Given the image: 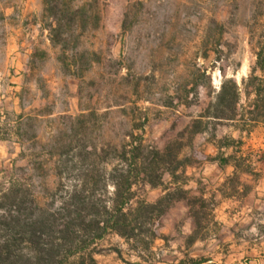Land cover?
I'll return each instance as SVG.
<instances>
[{
    "label": "rangeland",
    "instance_id": "rangeland-1",
    "mask_svg": "<svg viewBox=\"0 0 264 264\" xmlns=\"http://www.w3.org/2000/svg\"><path fill=\"white\" fill-rule=\"evenodd\" d=\"M98 8L99 25L78 47L94 51L98 61L79 62L73 68L82 72L73 75L49 40L43 0H0V180L13 164L32 168L21 152H34L42 164L30 171L45 174L33 179L41 195L55 186L47 158L58 137L71 138L73 146L120 144L143 116L138 132L163 149L204 113L224 74L240 86L239 110L251 100L244 80L264 42V0H98ZM213 21L222 23L220 35ZM19 115L32 116L21 128L24 137L16 133ZM201 119V131L181 137L189 163L178 183L165 173L163 185H134L137 198L148 202L177 186L189 199L166 209L150 251L138 255L115 233L98 240L99 264H177L188 257L199 264H264V123L247 134L235 122ZM231 137L242 144L218 151V141ZM31 141L35 148L28 150ZM220 154L241 156L255 173L233 175L232 163L212 159Z\"/></svg>",
    "mask_w": 264,
    "mask_h": 264
},
{
    "label": "trees",
    "instance_id": "trees-1",
    "mask_svg": "<svg viewBox=\"0 0 264 264\" xmlns=\"http://www.w3.org/2000/svg\"><path fill=\"white\" fill-rule=\"evenodd\" d=\"M128 11L129 7L125 18ZM43 12L49 40L61 48V62L66 70L77 75L82 69L73 67L79 62L80 66L84 62L90 66L98 61L94 51L78 48L81 37L99 25L98 0H43ZM213 23L220 35L222 23ZM214 49L219 50L218 46ZM255 57V65L244 80V92L253 95L246 107L239 110L240 86L233 77L224 74L218 88L212 91L213 99L204 113L193 119L178 138L169 141L163 149L148 143L143 132H138L143 131L145 116L140 117L142 122L133 124L120 144L96 146L82 141L79 146H73L71 138L60 136L51 144L47 158L55 165V186L41 195L33 179L45 174L30 170L40 166L42 161L34 152L28 155L21 152L32 168L13 164L0 180V264H99L94 257V245L109 233L123 238L138 255L150 251L159 236L160 220L166 209L176 199L189 198L187 190L181 186L172 191L166 187L164 194L148 202L137 198L134 185L140 180L153 187L163 185L165 173L172 178L170 184L178 183V172L189 163L181 156L184 146L181 137L201 131V118H210V123L214 124L235 122L236 129L247 134L256 124L264 123V42L257 47ZM257 70L262 76L256 74ZM203 73L207 75L206 70ZM197 88L193 83L194 101L198 96ZM17 118L16 133L24 137L21 128L32 116L19 115ZM23 139L20 140L22 146L23 141L30 138ZM218 142V151L242 144L241 139L234 137ZM35 144L36 141H31L26 148L32 150ZM212 159L220 164L232 163L233 175L239 171L255 173L250 165L243 166L241 156L220 154ZM188 205L195 216L194 206L191 202ZM194 222L199 225L198 219ZM177 264L199 262L188 257Z\"/></svg>",
    "mask_w": 264,
    "mask_h": 264
}]
</instances>
